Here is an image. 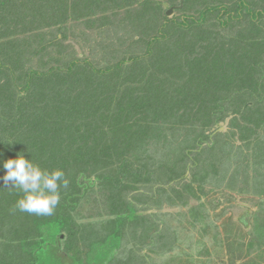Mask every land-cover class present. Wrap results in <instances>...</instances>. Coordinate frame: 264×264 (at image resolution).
Returning <instances> with one entry per match:
<instances>
[{
    "label": "trees",
    "instance_id": "1",
    "mask_svg": "<svg viewBox=\"0 0 264 264\" xmlns=\"http://www.w3.org/2000/svg\"><path fill=\"white\" fill-rule=\"evenodd\" d=\"M166 1L179 17L159 0H0V176L23 152L68 180L50 216L0 187V264H165L180 239L157 209L218 187L264 201V0ZM251 231L246 255L264 215Z\"/></svg>",
    "mask_w": 264,
    "mask_h": 264
},
{
    "label": "rangeland",
    "instance_id": "2",
    "mask_svg": "<svg viewBox=\"0 0 264 264\" xmlns=\"http://www.w3.org/2000/svg\"><path fill=\"white\" fill-rule=\"evenodd\" d=\"M159 1L167 2L166 0ZM168 16L179 17L180 13L173 11ZM74 23V20H70L68 26ZM66 31L69 35L66 43L72 42L76 46L78 55H90L92 53L88 46L81 47L78 45V39L72 35L73 28L68 27ZM220 125L219 131L227 130V121L220 123ZM208 153L207 151V156ZM191 174L192 170L190 169L188 177ZM208 176L213 179L215 174ZM215 185L210 183L205 188L208 190ZM144 205L147 204L144 203ZM199 205L200 209L206 213L204 218L206 222L192 225L193 218L190 207H197L196 210H198ZM262 205H264V201L258 196L232 190H221L218 187V189L203 195L200 200L191 199L189 206H165L161 210L157 209L161 214L167 213L163 218L172 231L178 232L180 241L174 242L173 252L163 256L154 254V260L165 264H242L246 261H253V264H264V247L254 249L251 251L252 254L246 255L247 244L253 239V232L251 231L253 221L257 216L264 215V206L261 207ZM151 211L155 213L156 208L151 209ZM244 218L249 220L248 226L243 222ZM215 232H218V239L213 237ZM257 240L256 238L253 242L257 243ZM239 242L244 243L242 248L236 247Z\"/></svg>",
    "mask_w": 264,
    "mask_h": 264
},
{
    "label": "clouds",
    "instance_id": "3",
    "mask_svg": "<svg viewBox=\"0 0 264 264\" xmlns=\"http://www.w3.org/2000/svg\"><path fill=\"white\" fill-rule=\"evenodd\" d=\"M14 142L10 140L7 144ZM2 168L5 174L0 176V187H10L22 193L14 210L42 216L53 214L60 200V189L68 186L63 170L42 169L32 159H26L23 152L17 153L15 158L3 160Z\"/></svg>",
    "mask_w": 264,
    "mask_h": 264
},
{
    "label": "water",
    "instance_id": "4",
    "mask_svg": "<svg viewBox=\"0 0 264 264\" xmlns=\"http://www.w3.org/2000/svg\"><path fill=\"white\" fill-rule=\"evenodd\" d=\"M180 1H181V5L180 6H182L183 0H180ZM164 7H167L168 8L167 11H166V13L168 15L171 14L174 11V9H175L174 6H169V4L167 2L164 3Z\"/></svg>",
    "mask_w": 264,
    "mask_h": 264
}]
</instances>
